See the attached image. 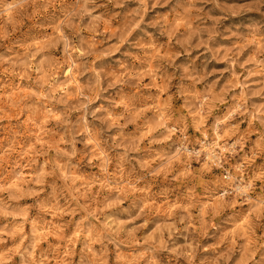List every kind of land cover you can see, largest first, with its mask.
<instances>
[{
  "label": "clouds",
  "instance_id": "1",
  "mask_svg": "<svg viewBox=\"0 0 264 264\" xmlns=\"http://www.w3.org/2000/svg\"><path fill=\"white\" fill-rule=\"evenodd\" d=\"M0 264H264V0H0Z\"/></svg>",
  "mask_w": 264,
  "mask_h": 264
}]
</instances>
